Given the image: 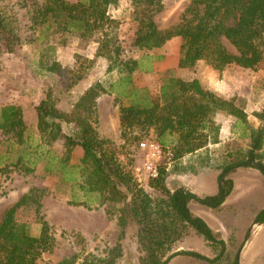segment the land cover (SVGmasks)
Wrapping results in <instances>:
<instances>
[{
  "label": "trees",
  "instance_id": "16d2710c",
  "mask_svg": "<svg viewBox=\"0 0 264 264\" xmlns=\"http://www.w3.org/2000/svg\"><path fill=\"white\" fill-rule=\"evenodd\" d=\"M20 1H31L34 25L95 44L94 59L104 58L109 63L107 73L115 72L116 79L106 88L101 83L89 87L67 112L59 109L49 96L35 107L37 130L44 147L62 138V156L39 147L28 158L27 126L22 108L1 106L0 131L7 137L9 147L16 148L17 152L10 166L30 174L44 161V174L56 176L59 185L66 187L68 205L87 209L102 207L107 217L116 213L121 235L131 232L138 250L144 254L141 264H167L168 259L177 255L209 264L220 262L226 251L224 241L203 219L192 214L190 204L219 209L233 191L231 176L238 170L252 169L264 179V105L253 113L259 122L254 128L249 125L244 106L238 99L219 97L196 78L184 80L176 72H165L161 74L163 79L157 96L135 87L133 74L150 72V61L160 57L144 58L147 63L141 62L144 59H123L120 22L110 15V9L119 8L122 2L128 4L130 19L135 24L132 43L135 49L152 51L179 37L182 44L178 69L193 70L201 61L218 72L231 65L246 70L262 66L264 93V0H190L181 22L165 31L159 30L155 22V16L163 11L162 0ZM223 41L234 49L233 53ZM19 45L15 28L0 11V53L13 54ZM39 63L45 61L41 58ZM46 69L56 73L61 67L53 60ZM101 94L114 96V103L118 105L121 148L147 137L150 132L154 135L163 161L149 187L162 197L152 198L143 190L120 162L113 144L99 137L94 120ZM218 115L236 119L245 146L234 141L219 144L218 127L212 125ZM209 145L215 148L209 149ZM76 147L82 150L77 165L71 163ZM209 169L218 171L215 195L199 197L184 187L173 191L166 187L169 175H197ZM43 194L44 191L31 189L3 212L0 264H37L43 253L54 248L55 239L47 223L41 222L39 236L34 237L26 224L15 221L17 209L31 202L39 207L37 196ZM253 222L264 224V208ZM191 233L218 248V255L209 259L198 253L178 251L164 259L173 245ZM250 234V231L245 234L230 264H239L240 250ZM109 256L99 259L87 255L80 263L71 258L55 264H114L120 256L119 244Z\"/></svg>",
  "mask_w": 264,
  "mask_h": 264
},
{
  "label": "rangeland",
  "instance_id": "374dc122",
  "mask_svg": "<svg viewBox=\"0 0 264 264\" xmlns=\"http://www.w3.org/2000/svg\"><path fill=\"white\" fill-rule=\"evenodd\" d=\"M67 1L76 2L77 0ZM162 3L163 11L155 16V22L159 30L165 31L181 22V17L190 0H162ZM30 4L31 1L23 3L20 0H0V11L13 25L20 38V45L12 55L0 53V107L15 105L22 108L27 126L25 147L27 145L28 152H30L28 158L33 156L31 154L36 148L44 147V142L37 130L35 112V107L41 100L49 96L59 109L67 112L83 95L88 85L101 83L106 88L108 83L116 79L115 72L107 73L109 63L104 58H90L93 43L71 35L54 33L53 30H45L43 27L34 25L31 20L32 7ZM110 15L120 22L119 39L123 59L131 58L141 61L147 57H159L154 50L139 51L132 46L135 24L130 19L126 2H122L117 9H110ZM223 43L230 52H234L226 41ZM41 58L45 63H39ZM53 60L64 62L59 64L61 67L59 72H47L46 68L52 64ZM156 61L153 59L150 63L153 64ZM141 62L147 63V59ZM199 65L195 70L179 73L180 78L189 80L197 77L206 89L211 88V91L217 95L230 96L232 94V97L238 99L244 109L249 112H256L264 102L261 90L262 66L256 70H246L231 65L223 70L225 73L222 76V73L218 71L214 73L208 70L210 67L205 62L201 61ZM137 72L133 78L134 86L144 88L150 95L157 96L163 75ZM223 77H226L228 81L232 79V83L231 86L228 84L219 89L218 85L221 84L220 80H223ZM96 108L94 126L99 137L113 144L120 162L143 190L152 198L162 197L156 190L149 187V183L151 166L158 168L163 158L161 155L152 157V153L142 150L139 146L145 140L155 142L154 135L150 132L147 137L121 148L123 141L119 136L118 105L114 103V96L102 94ZM224 116L218 115L212 123L213 126L218 127V133L219 127L221 128L226 119L223 118ZM64 133L67 134V130H64ZM225 133L226 138L230 137L228 132ZM6 139L7 137L0 131V221L3 212L31 189L44 191L42 196H37L39 207L31 202L17 209L15 213V221L26 224L32 236H39L41 222L44 221L55 239L52 251L43 253L37 260V264H55L63 259L71 258H75L77 263H80L87 255L104 259L109 256V252L117 244L120 245V256L115 259L114 264H141L144 254L138 250V245L131 232L128 231L124 236L121 235L116 213L107 217L102 207L87 209L68 205L66 187L59 185L56 176L44 174V161L38 163L35 171L30 174H24L10 166L16 160L17 152L14 150L16 148L9 147ZM227 142L232 141H225L222 144ZM234 142L239 146L246 145V141L241 139H236ZM63 143L64 140L59 138L44 148L62 156ZM213 148L215 147L209 146V149ZM81 157L82 150L76 147L71 163L77 165ZM233 179L240 193H251L248 198L250 208L254 207V211L247 210L249 207L237 210L231 201L222 209L214 212L216 218L212 225L217 230L219 238L222 236L226 245L222 260L216 264L231 263L248 231L254 233L253 243L246 248V243L242 246L239 254L241 256L244 251L241 264H264V229L252 224L253 214L255 216L264 208V179L254 170L239 171L233 175ZM215 180V172L209 170H205L201 175H169L166 179V187L170 191L185 187L195 193L197 189L200 190L205 185V194L210 196L217 191ZM239 197L242 195L236 196V199ZM190 209L193 214L200 213V208L195 203ZM248 221V226H245ZM208 226L212 229L210 225ZM178 251L198 253L209 259L215 258L219 253L218 248L209 246L203 239L192 233L182 242L173 245L164 259ZM167 264L209 263L190 256L177 255L168 259Z\"/></svg>",
  "mask_w": 264,
  "mask_h": 264
},
{
  "label": "crops",
  "instance_id": "0c3cea01",
  "mask_svg": "<svg viewBox=\"0 0 264 264\" xmlns=\"http://www.w3.org/2000/svg\"><path fill=\"white\" fill-rule=\"evenodd\" d=\"M181 44H182V40H181V38H179V37H176V38H172L171 40H169V41H167L161 48H159V49H154V51L155 52H157L158 53V55H159V57H160V59H158L156 62H154L153 64H152V67H151V71L149 72V74H154V75H158V74H164L165 72H168V71H173V72H176V75L177 76H179V73H184V72H187V71H189V70H180V69H178V62H179V55H180V46H181ZM94 53H95V44H94V46H93V50H92V52H91V59H94L95 57H94ZM12 55V54H11ZM56 62H58L59 64L60 63H64V62H60V60H56ZM199 64H201V62H198L197 64H196V66H195V68L193 69V70H195L198 66H200ZM228 68V67H227ZM208 70H210V71H213L214 73H217L216 71H214V70H212L211 68L210 69H208ZM138 72H135L134 74H133V78H134V75H136ZM220 73H222V76H223V73H225L224 71L223 72H220ZM180 77V76H179ZM182 78V77H181ZM183 79V78H182ZM191 79V78H190ZM189 79V80H190ZM196 79H198L197 77H196ZM184 80H187V79H184ZM199 80V82H200V79H198ZM230 81V82H229ZM228 81V79H226V77H223V80H220V85H218V87H219V89H222L221 87H224V86H227L228 84L231 86V81H232V79H230ZM92 82H95V81H93L92 80ZM93 84H90V85H88V88L89 87H91ZM202 85V84H201ZM203 86V85H202ZM204 87V86H203ZM87 88V89H88ZM205 88V87H204ZM87 89H85V91L87 90ZM218 89V90H219ZM208 90V89H207ZM212 89L210 88L209 89V91H211ZM215 91V90H214ZM212 92V91H211ZM263 92V91H262ZM214 93V92H213ZM215 94V93H214ZM215 95H217V94H215ZM217 96H219V97H222V98H224V99H230V98H233L232 96V94H230V96H225V94L223 95V94H221V95H217ZM263 96H264V93H263ZM102 97V94L98 97V99H97V103H98V100L100 99ZM263 105H264V102L262 103V105H260V107H259V109H257V111L256 112H259L261 109H262V107H263ZM245 112H246V114H247V120H248V123H249V125L250 126H252V127H254V128H256L257 126H258V124H259V122H258V120L253 116V113L254 112H252V111H246L245 110ZM221 116H223V115H221ZM223 118H226L225 120H224V122H223V125L221 126V128L219 127V133H218V140H219V144L220 143H222V142H225V141H234V140H236V139H240V136H239V131H238V129H235V127H236V119L235 118H233V117H231V116H227V115H225ZM228 124V125H227ZM118 127H119V120H118ZM225 132H228V135L230 136V137H227L226 138V133ZM214 145H218V144H214ZM209 146H211V145H209ZM244 170H252V169H244ZM207 171V170H206ZM209 171H213V172H215V176H216V178H217V175H218V171H216V170H212V169H209ZM239 171H242V170H238V171H236L235 173H237V172H239ZM204 172V171H203ZM217 172V173H216ZM235 173H233L232 174V176H231V178L233 179V175L235 174ZM201 174H202V172H201ZM200 173H199V175H201ZM183 176H185V175H183ZM204 180V179H203ZM216 181V180H215ZM233 182H234V179H233ZM216 185H217V183H216ZM207 186V185H206ZM204 187H205V185H204ZM204 187H202V188H200V190L199 189H197V191L195 192V193H193L194 191H190V190H188V191H190V192H192L193 194H195V195H197V196H199V197H203V196H207L206 194H205V191H204ZM185 188V187H184ZM177 189V188H176ZM186 189V188H185ZM209 190V189H208ZM210 191V190H209ZM208 191V192H209ZM249 191V190H248ZM241 191L239 190V188H238V186H236V184H235V182H234V188H233V191L231 192V194L227 197V199L225 200V202L223 203V205L219 208V209H217V210H211V209H208V208H205V207H202V206H199V210H200V213H197V214H193V215H195V216H197V217H200L201 219H203V220H205L206 222H207V224L208 225H210V227L212 228L211 230L214 232V233H216L217 234V230H215V228H214V223H215V218H216V216L214 215V212L215 211H218V210H220V209H222L224 206H226V204H228L229 202H233L234 203V206L236 207V209L238 210H240V209H244L245 207H249V208H247V210H253L254 211V207H251L250 208V201H249V196L251 195V193L249 192V193H240ZM216 193H217V191H216ZM215 193V194H216ZM215 194H213V195H215ZM244 194V195H243ZM240 195H242V197H239V198H237L236 199V196H240ZM210 196H212V195H210ZM192 204H194V203H191L190 204V208H191V205ZM196 204V203H195ZM252 206V205H251ZM191 210V209H190ZM192 212V211H191ZM256 216V215H255ZM254 216V214H253V216L252 217H255ZM206 219H205V218ZM252 221H254V219L252 220ZM248 223H249V221L247 222V224L245 225V226H248ZM213 224V225H212ZM252 224H253V226H255V224H254V222H252ZM258 226V228H262V229H264V224H262V225H257ZM218 235V234H217ZM253 235H254V233H251L250 234V237H249V239L247 240V242H245L246 243V246H245V248L246 247H249L250 246V244H252L253 242ZM220 239H222L223 240V238H222V236H221V238ZM243 253H244V251H243ZM242 253V254H243ZM242 254H241V256H239V264H241V262H242Z\"/></svg>",
  "mask_w": 264,
  "mask_h": 264
},
{
  "label": "built area",
  "instance_id": "2783aa9c",
  "mask_svg": "<svg viewBox=\"0 0 264 264\" xmlns=\"http://www.w3.org/2000/svg\"><path fill=\"white\" fill-rule=\"evenodd\" d=\"M139 146L142 150L152 153V157H156V156L159 157L161 155L160 147L154 141L145 140L144 142H141ZM156 176H157V168L155 169L151 166L150 168L151 179L155 178Z\"/></svg>",
  "mask_w": 264,
  "mask_h": 264
}]
</instances>
